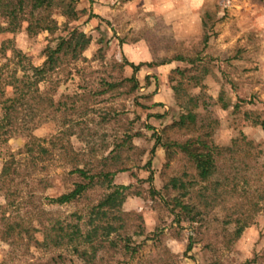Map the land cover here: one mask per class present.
<instances>
[{"label":"rangeland","instance_id":"374dc122","mask_svg":"<svg viewBox=\"0 0 264 264\" xmlns=\"http://www.w3.org/2000/svg\"><path fill=\"white\" fill-rule=\"evenodd\" d=\"M73 3L85 12L68 28L76 26L89 35L82 52L89 61L69 65L66 79L67 69L53 74L58 79L53 98L64 102L65 112H50L31 133L48 137L61 121L73 122L79 136L68 141L75 159L92 169H123L115 172L113 182L129 185L120 210L134 212L128 219L132 227L124 234L130 237V249L123 250L120 239L117 247L99 250L97 264H264V0ZM51 16L58 23L64 19L56 10ZM5 21L0 13V28ZM58 27L53 35L40 32L33 37L23 29L0 30V46L10 39L37 65L45 43L53 46V37L64 33ZM10 54L0 48V64ZM125 61L140 64L134 72L135 89L129 91L131 83L123 82L95 94L100 77L118 81L131 75ZM74 94L81 97L72 103ZM10 95V88H4L3 96ZM153 97L160 102H150ZM162 104V118L148 110ZM183 104L195 112L194 124L171 125ZM197 136L214 149L215 170L203 182L172 144ZM25 140L21 134L0 143V171L8 151L15 152ZM114 143L119 146L113 148ZM71 155L34 154V164L20 160L13 174L0 176V264H82L66 249L33 243L41 240V227L48 226L51 217L64 222L102 191L94 187L73 203L46 202L45 197L63 192L76 180L73 174L56 175ZM171 177L183 181L185 188L166 185ZM176 201L188 204V212ZM235 219L246 222L236 238ZM138 223L142 234L131 235Z\"/></svg>","mask_w":264,"mask_h":264},{"label":"trees","instance_id":"16d2710c","mask_svg":"<svg viewBox=\"0 0 264 264\" xmlns=\"http://www.w3.org/2000/svg\"><path fill=\"white\" fill-rule=\"evenodd\" d=\"M0 5V13L6 19L5 26L0 28L2 31L15 33L23 29L28 37H33L40 32L53 35L61 25L60 31L64 32L53 37V46L45 43L40 51L43 58L37 65L32 64L24 53L14 47L10 39L1 43L0 48H8L11 54L0 64V143H5L10 137L21 134L25 135L26 140L15 152L8 151L2 163L0 176L5 179L13 174L14 163L18 164L20 160H25V163L30 161L34 164V154L47 153L49 156H58L62 151L67 154L71 153L67 165L63 166L56 175L66 177L73 174L76 180L70 182V187L63 192L45 197L46 202L55 205L73 203L94 187H99L102 191L94 202L86 203L83 210L70 212L64 218V222L59 224L51 217L49 225L41 227V240L34 239L33 243L35 247L44 249H66L82 264H97L96 258L99 250L117 247L120 239L123 241L120 247L123 250L130 249L127 243L130 237L124 234L127 229L132 227L128 223V219L134 212L120 210L121 204L129 195V185L113 182L115 172L123 169H92L86 162H79L75 159L77 153L71 149L68 141V138L74 134L79 136L74 130L73 122L68 124L61 121L57 131L48 137L39 138L31 133L35 127L48 118L50 112H65V109L63 111L64 102H61L60 98H53L55 86L58 83V79H53V74L67 69L64 76L66 79L70 75L69 65L89 61L82 55L90 41L89 35L76 26L68 28V23L77 19L85 11L76 9L73 0H2ZM40 8L44 10V13L35 14L34 11ZM54 10L64 18L62 22L58 23L51 16ZM202 25L205 26L204 21H202ZM206 40L207 35L203 33V44ZM177 59L182 60L179 57ZM125 63L131 68V75L118 81H108L105 77H100L98 81L100 89L95 91V94L99 95L113 90L123 82L131 83L129 91L135 89L134 72L140 64L128 61ZM6 87L10 88L11 95L4 97L3 90ZM171 89L174 91L175 88L172 86ZM78 97L81 95L71 96V102L73 103ZM74 107L71 104L69 109L74 110ZM180 108L181 111L177 119L172 121L171 125L187 127L194 124L195 112L186 104L180 105ZM128 138L129 136L125 137V139ZM122 142L125 141L122 140ZM245 142L248 143V141ZM172 144L190 160L199 181H206L212 176L215 170L214 149L203 139L197 136L180 143L172 142ZM117 146L119 143H114L113 148ZM163 146L169 147V143H163ZM89 152L91 153V151ZM144 167L148 171L146 180L149 181L148 161L144 163ZM166 185L173 189L185 188V183L176 177H171ZM184 194L185 190L182 191L181 196ZM175 205L185 212H188L190 208L188 204H183L180 201H176ZM134 217L140 218L139 214H134ZM235 220L236 225L232 231L234 238L246 226V222L238 224L239 220ZM140 224L135 225L136 229L131 231V235L142 234ZM189 244L187 243L186 248H189ZM56 256L59 258L61 253ZM50 258L55 259L54 257Z\"/></svg>","mask_w":264,"mask_h":264},{"label":"crops","instance_id":"0c3cea01","mask_svg":"<svg viewBox=\"0 0 264 264\" xmlns=\"http://www.w3.org/2000/svg\"><path fill=\"white\" fill-rule=\"evenodd\" d=\"M150 100H151L150 102H157V101L160 102V99H157V97H153ZM164 108H166V106L162 104V105L157 106V109H156V107L152 106L148 110L149 111L151 110V112H157L158 113L157 116H160L162 118L164 116V112H163Z\"/></svg>","mask_w":264,"mask_h":264},{"label":"built area","instance_id":"2783aa9c","mask_svg":"<svg viewBox=\"0 0 264 264\" xmlns=\"http://www.w3.org/2000/svg\"><path fill=\"white\" fill-rule=\"evenodd\" d=\"M226 2H228V0H226Z\"/></svg>","mask_w":264,"mask_h":264}]
</instances>
